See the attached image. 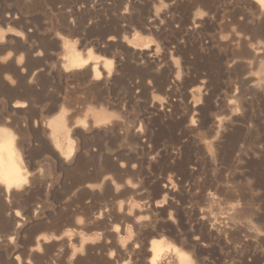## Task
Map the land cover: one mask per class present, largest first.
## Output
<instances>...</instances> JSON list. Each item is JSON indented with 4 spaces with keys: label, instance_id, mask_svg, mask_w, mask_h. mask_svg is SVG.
Instances as JSON below:
<instances>
[{
    "label": "rangeland",
    "instance_id": "1",
    "mask_svg": "<svg viewBox=\"0 0 264 264\" xmlns=\"http://www.w3.org/2000/svg\"><path fill=\"white\" fill-rule=\"evenodd\" d=\"M262 11L0 0V264H264Z\"/></svg>",
    "mask_w": 264,
    "mask_h": 264
},
{
    "label": "bare ground",
    "instance_id": "2",
    "mask_svg": "<svg viewBox=\"0 0 264 264\" xmlns=\"http://www.w3.org/2000/svg\"><path fill=\"white\" fill-rule=\"evenodd\" d=\"M263 7V6H262ZM261 10H263V8L261 9ZM263 12V11H262ZM264 13V12H263ZM81 59L82 58H78V57H74L73 59H72V63H74V65H76V64H79L80 62H81ZM107 66V65H106ZM95 69V73H96V75L98 76L99 75V73H98V71L96 70V67L94 68ZM6 134H4V136H5ZM11 139V138H10ZM10 139H5V140H3L2 141V144L0 145V151H5V153H7L8 154V156H9V159H10V161H11V165H6L5 164V160H4V158H3V155L0 153V176H4V175H9L8 174V172L9 171H11L12 170V165H14V155H13V145H12V142L10 141ZM9 161V162H10ZM16 164V163H15ZM18 166V165H17ZM13 167H15V165L13 166ZM14 169V168H13ZM17 171V170H16ZM12 172V171H11ZM19 172V171H18ZM13 174V173H12ZM17 175V174H16ZM19 175V174H18ZM21 175V174H20ZM10 176H12L13 177V175H10ZM9 176V177H10ZM8 177V178H9ZM11 177V178H12ZM15 178V177H14ZM16 179V178H15ZM15 179H9V180H11V181H13V180H15ZM18 179V178H17ZM2 182V181H1ZM14 185V184H13ZM124 219V218H123ZM118 229V228H117ZM165 247H166V245H164L163 243H158V244H154L153 245V249H152V258H151V263L150 264H156L159 260H160V258L163 256V255H165V253H164V250H165ZM169 248H170V246H169ZM172 248V247H171ZM174 248V247H173ZM174 250V249H173ZM176 250V249H175ZM177 252V254H178V252L179 251H176ZM177 256V255H176ZM179 263L180 264H186L187 263V260H186V258L185 257H183V255H180L179 254ZM108 259V258H107ZM178 260V259H177ZM74 263V262H73ZM107 263V262H106ZM105 263V264H106ZM111 263V262H110ZM110 263H108V264H110ZM114 263V262H113ZM116 264V263H115ZM191 264V263H190Z\"/></svg>",
    "mask_w": 264,
    "mask_h": 264
}]
</instances>
